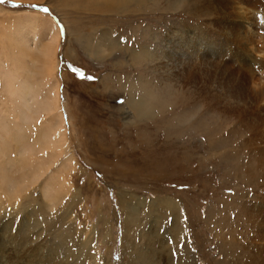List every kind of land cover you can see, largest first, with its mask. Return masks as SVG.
<instances>
[{"label": "rangeland", "instance_id": "1", "mask_svg": "<svg viewBox=\"0 0 264 264\" xmlns=\"http://www.w3.org/2000/svg\"><path fill=\"white\" fill-rule=\"evenodd\" d=\"M225 1L0 4V264H264V125L207 70H160L165 41L211 37L217 12L236 5ZM57 127L58 157L47 142Z\"/></svg>", "mask_w": 264, "mask_h": 264}, {"label": "bare ground", "instance_id": "2", "mask_svg": "<svg viewBox=\"0 0 264 264\" xmlns=\"http://www.w3.org/2000/svg\"><path fill=\"white\" fill-rule=\"evenodd\" d=\"M214 1L219 5L221 3L220 0ZM233 2L236 5L231 10H229L230 7L226 9V15L224 10L223 13L221 11L217 12L216 20L214 19L215 22H213L214 28H212L214 34L211 33L212 31H207L213 34L212 38L207 34L193 37L189 30L184 33L175 32L177 34H174L177 37L176 40L169 38L165 41L168 55L166 56V62L161 63L163 67L160 70L177 77L190 74L191 78L198 74L199 68L207 70L205 77L207 82L218 86L221 92L227 94L237 107L242 108L240 111L244 112L245 115L242 117H247L246 121H249L253 114L252 125H264V117L261 116L262 113L264 114V87L262 86L264 85V0H233ZM236 12H241V16ZM233 20H235L234 24H232ZM203 37L207 39H203ZM259 46L261 51L257 49ZM177 51L178 53H176ZM18 85L19 101L23 109L22 113L19 111L21 114L18 115H21L22 123L26 124L29 115H31L28 113L32 111L31 105L29 106L32 88L26 80L21 81ZM126 101L132 106V110L137 111L139 114H142L145 110L140 101L130 102L129 99ZM47 104L45 105L46 110ZM54 108H58L57 105ZM59 114L56 113L54 117L60 119L61 115ZM60 121L62 122V119ZM21 130V128H18L17 133L22 134ZM60 131L61 128L57 127L55 131H50L54 132L53 138L48 140L47 136V142L50 141L49 143L53 146V153L57 157L63 151L68 152L65 133L63 134V131ZM43 139H45V136H43ZM261 143L258 150L259 155L264 152V146H262L264 142ZM66 160H69L68 156H66ZM25 264H29V262L25 261Z\"/></svg>", "mask_w": 264, "mask_h": 264}, {"label": "snow or ice", "instance_id": "3", "mask_svg": "<svg viewBox=\"0 0 264 264\" xmlns=\"http://www.w3.org/2000/svg\"><path fill=\"white\" fill-rule=\"evenodd\" d=\"M7 2H8V0H0V4H5V3H7ZM12 6H13V7H16L17 5H12ZM32 7L35 8V7H37V6H36V5H33ZM38 10L41 11V12H44V13H47V12H48V9H47V8H42V9H38ZM63 36H64V30H63V27L61 26V37H63ZM121 43H125V41H124L123 39H121ZM67 67H68L69 71L73 72L74 75H75L77 78H79V79H87L89 82H92V81L95 80V78H94L93 76H87V77H85V74H84L80 69L75 68V67H73L72 65H67ZM97 175H99V174H97ZM16 204H17V206H19L20 201L17 200V201H16ZM181 213L183 214V209H181ZM8 214L11 215V209H9ZM55 214H56V210L53 209V210H52V216H50V219H51L52 217H54ZM184 218H185V220L187 219L186 216H185ZM19 219H20V217H17V221H19ZM41 220H43V217H41ZM13 231H15V227L13 228ZM186 231H187V230H186ZM117 243L119 244V240H118ZM169 243H173V242H172L171 240H169ZM189 243H190V241H189ZM179 247H180V249H183V247H184V238H183V237H181V242H180ZM73 251H75V249H73ZM172 255H173L174 258H176V257L178 256V253H177V251L175 250V248L173 249V253H172ZM97 258L99 259V257H97ZM113 259L116 260V261H119V259H120L119 254H115V255L113 256Z\"/></svg>", "mask_w": 264, "mask_h": 264}]
</instances>
